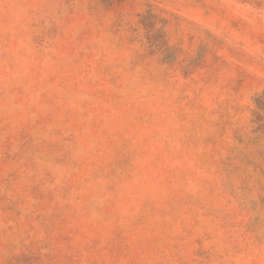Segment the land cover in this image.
<instances>
[{
	"label": "rangeland",
	"instance_id": "1",
	"mask_svg": "<svg viewBox=\"0 0 264 264\" xmlns=\"http://www.w3.org/2000/svg\"><path fill=\"white\" fill-rule=\"evenodd\" d=\"M0 264H264V0H0Z\"/></svg>",
	"mask_w": 264,
	"mask_h": 264
}]
</instances>
